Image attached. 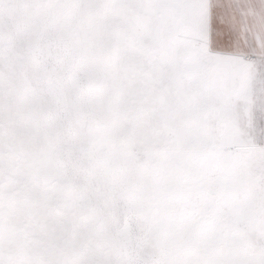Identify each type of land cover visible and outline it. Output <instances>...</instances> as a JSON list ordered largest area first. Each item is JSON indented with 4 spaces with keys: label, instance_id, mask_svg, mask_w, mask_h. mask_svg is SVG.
Wrapping results in <instances>:
<instances>
[{
    "label": "rangeland",
    "instance_id": "1",
    "mask_svg": "<svg viewBox=\"0 0 264 264\" xmlns=\"http://www.w3.org/2000/svg\"><path fill=\"white\" fill-rule=\"evenodd\" d=\"M210 9L0 0V264H264V67Z\"/></svg>",
    "mask_w": 264,
    "mask_h": 264
},
{
    "label": "crops",
    "instance_id": "2",
    "mask_svg": "<svg viewBox=\"0 0 264 264\" xmlns=\"http://www.w3.org/2000/svg\"><path fill=\"white\" fill-rule=\"evenodd\" d=\"M210 10V40L216 52L247 67H264V0H211ZM254 212H262L264 219V202Z\"/></svg>",
    "mask_w": 264,
    "mask_h": 264
},
{
    "label": "bare ground",
    "instance_id": "3",
    "mask_svg": "<svg viewBox=\"0 0 264 264\" xmlns=\"http://www.w3.org/2000/svg\"><path fill=\"white\" fill-rule=\"evenodd\" d=\"M189 246V245H188Z\"/></svg>",
    "mask_w": 264,
    "mask_h": 264
}]
</instances>
